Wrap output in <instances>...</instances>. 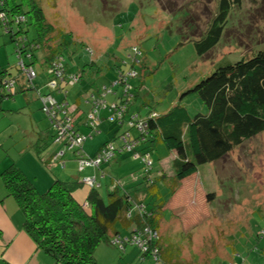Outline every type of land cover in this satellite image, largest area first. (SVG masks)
Listing matches in <instances>:
<instances>
[{
  "label": "rangeland",
  "instance_id": "obj_1",
  "mask_svg": "<svg viewBox=\"0 0 264 264\" xmlns=\"http://www.w3.org/2000/svg\"><path fill=\"white\" fill-rule=\"evenodd\" d=\"M37 1L47 20L55 25L54 32L58 34L59 30H63L68 33L65 36L71 42L70 50H76L73 57H70L71 51H64L70 70H76L77 67L80 71L86 67L85 62L95 60L94 63L102 67V75L98 80L111 86L119 74V69L114 68L115 62H122V70L126 71L128 67L125 63L130 60L132 48L138 46L143 51L136 70L139 76L133 80L137 84L140 83L139 78L143 80L142 89H137V105L144 110L149 108L147 104L150 102L151 118L156 119V123L161 126L177 114L185 113V109L194 112L193 115L199 110L200 98L194 91L188 93V88L209 75L221 59L234 62L250 58L264 48V0H244L241 7H234L236 9L232 11L227 34L224 33L219 44L204 56L197 52L194 40L184 39L179 27L187 19L194 25L192 30H187L188 33L205 31L216 14L219 0H163L166 9L157 0ZM185 6H189L191 11L188 18L189 10L182 8ZM27 31L20 32L18 36L30 39L36 36L33 26H28ZM18 43L19 40H13L0 24V71L7 68L10 76H24L28 80L35 78V81L43 84L47 77L45 58L42 56L43 62H33L39 75H29L27 69L33 65H29L31 61L25 51L17 53ZM84 46L88 49H84ZM87 68L89 72L91 69ZM77 74L78 79H81L82 75ZM88 76L85 72L82 80L88 79ZM46 85L47 82L44 87ZM133 88L132 85L131 90ZM77 89L75 87L74 90ZM30 90L34 91L32 88ZM108 95L110 104L114 96ZM14 100V96L4 98L0 104V167L16 163L21 168L17 162L28 147L29 154L33 157L37 155L34 146L31 148L29 144L36 143L38 138L27 133L34 128L32 113L27 107H22L23 101ZM37 102L42 105L41 100ZM34 110L39 113V124L44 129L47 121L43 109ZM123 119L124 116L120 120ZM104 125L105 122L101 128ZM184 128L187 131L186 125ZM83 129L88 132L85 126ZM125 133L118 137L122 142L118 145L120 149H115L107 162H113L116 155L122 152H130L138 157L136 148L121 150ZM84 136V145L87 142L88 145H94L95 139L101 136L106 138V132L102 131L98 135L88 132ZM174 145V140L169 138L168 156L160 161L165 173L177 178L174 162L178 160L179 152ZM145 153L151 158L150 151ZM139 156L142 158V155ZM158 157L152 156L150 171H154V161ZM119 163H114V167L119 166ZM192 168L168 189V203L174 199L180 204V199H183L186 201V204L182 203L186 205L184 210L177 211L173 207L174 214L170 216L172 208L165 203V210L162 211L165 217L160 220L161 233L169 231L175 238L165 235L175 243L180 261L183 264H264V132L216 162ZM32 169L34 167L31 165L28 170L32 177L22 170L35 184L36 177L30 171ZM151 175H154L153 172ZM137 194L141 198L150 197L149 192L138 191ZM229 259L234 261L228 262Z\"/></svg>",
  "mask_w": 264,
  "mask_h": 264
},
{
  "label": "trees",
  "instance_id": "obj_2",
  "mask_svg": "<svg viewBox=\"0 0 264 264\" xmlns=\"http://www.w3.org/2000/svg\"><path fill=\"white\" fill-rule=\"evenodd\" d=\"M157 2L163 9H166L163 0H157ZM243 2L244 0H219L216 14L205 31L188 33L187 30H192L194 25L187 19L179 27V31L183 33L185 40H194L197 52L200 56H204L219 44L224 33L227 34L226 30H228L232 11L236 9L234 7H241ZM52 4L54 5V2ZM182 8L189 10L187 18L190 17L189 6ZM0 9L7 13L6 28L13 40H19L18 51L26 52L30 58L29 61H31L28 62L29 65L33 64L35 53L40 50L44 53L48 71L49 66L52 67L57 61H63L64 68L61 76L56 77L53 72L49 71L47 82L56 78L58 94H61L63 98L57 99L54 95L53 97L65 105L66 114L73 121L74 127L67 129V135L69 137L78 133L83 135L84 133L77 128L68 112L69 102L67 99L70 87L79 83L77 81L75 84H71L67 78L69 74L78 73L67 70L68 61L64 51L66 49L71 51L70 57L76 53V50H70L71 42L65 36L68 33L63 30H59L58 34L54 32L55 25L47 20L37 0H23L22 2L0 0ZM22 16L23 19H21ZM30 25L35 28L36 36L33 39L19 37L20 32H28ZM83 48L88 49L87 46ZM138 50L141 53L134 50L130 52V60L125 63L128 67L127 70L130 68L138 70L137 65L141 62L140 55L143 53L140 48ZM114 66L118 67L119 71H124L121 69L124 66L122 62L116 61ZM32 67L36 71L37 77L39 73L34 66ZM137 74L136 77L139 76L138 72ZM118 76L115 80L118 79ZM136 77L132 78L130 82L134 88L127 95L125 94L126 96H122V93L119 95L121 103L126 107L125 113H127L131 102L136 100L137 89L140 90L143 85V80L140 78L139 84L133 83ZM34 79H30L32 88L36 87ZM192 91L196 92L200 98L199 110L193 115L194 112L190 113L185 109V113L177 114V117L168 120L163 126L157 124L156 119L151 118V110L147 115L140 113L139 110L127 114L128 125L131 117L135 114H138V119L135 120L146 124L148 138L142 139L144 134L140 132L137 136L142 140V143L158 142L160 136L164 134L167 135V143L169 138L174 140V146L179 152V158L174 162L178 171L177 178L167 175L163 170L154 174L153 169L149 170L152 166L147 165L143 160L145 176L143 182L138 184L140 188L134 193L119 185L116 178L110 177L109 189L106 194L101 192L100 183L96 180L93 185H89L91 189L87 200L81 202L77 199L75 192L85 184L83 178L80 181L55 179L46 192H40L36 184L16 163H11L3 171L6 196L13 197L24 214L25 230L40 248L54 257L57 263L98 264L95 256L97 246L103 242H111L115 236L121 235L132 240L135 238L143 243L141 246L138 243L126 242V245L127 243L139 245L143 255L150 254L152 256L154 264H183L179 259L180 254L175 243L165 237L170 232L165 230V233L162 234L160 231V220L165 217L162 212L165 210L163 207L170 199L168 189L173 187L177 180L186 176L193 169L192 166L216 162L221 157L233 152L235 148L242 146L249 139L264 132V48L250 58H242L234 62L226 58L221 59L209 75L188 88V93ZM16 93H19V89H17L15 76H10L9 69H2L0 71V104L4 98L15 96ZM47 95L52 94H40V100L43 101V97ZM91 101L92 98L89 94L88 102L92 108ZM147 105L152 108L150 102ZM41 108L43 109V103ZM43 113L54 130V143L63 144L65 141L57 140L59 139V130L55 129L53 121L56 118L62 119V123H65L63 120L65 114L61 112L55 117L54 114H48L44 109ZM185 120H187L186 123ZM183 123L186 125L187 131H185ZM39 143L41 144V142H37L36 149L41 154ZM108 143L114 144L112 141H107L94 155L86 154L84 147L68 149L73 152L74 158L80 165L81 157L96 156ZM114 146L119 147L115 144ZM44 148L46 149V147ZM123 150L125 151V149ZM58 157L59 167L65 168L66 158L62 153H57ZM43 163L46 166L49 165V158L44 157ZM151 172L154 175H151ZM140 190L149 192L150 197H139L137 193ZM154 194L157 195L152 198ZM170 212V216L174 214L173 210ZM123 229L128 230V235L121 234ZM169 237L172 236L169 234Z\"/></svg>",
  "mask_w": 264,
  "mask_h": 264
},
{
  "label": "crops",
  "instance_id": "obj_3",
  "mask_svg": "<svg viewBox=\"0 0 264 264\" xmlns=\"http://www.w3.org/2000/svg\"><path fill=\"white\" fill-rule=\"evenodd\" d=\"M42 56L44 58V53L42 50H40V52H36L33 62L38 60L43 62V60H41ZM94 61H91L90 63L85 62L86 67L80 71L77 67H75L76 70H70L71 67L69 65L67 66V70L69 72H78L82 75L79 81L81 84L77 83L76 85L70 87L67 99L69 102L68 112L72 116L77 128L82 133L89 132L91 135H93V131L87 126L88 113L90 112L91 108V105L88 102V95L92 93L95 95L100 94L103 86L107 85V83L102 84L100 80H98V77L102 75V67L97 65L98 63H94ZM32 65L35 66L34 64ZM87 67L91 69L89 72ZM114 68L118 70V67L115 66ZM48 72L47 65V77L45 82H47L49 79ZM85 72H87L89 75L88 79L82 80L84 79ZM15 79L17 82V89H19V94L16 93L14 96V102H18L20 99L24 102L22 107H27L30 110L32 113V125L34 128L31 131H27V133H32L38 138L36 143L30 142L29 146L31 148L34 146V149H36L37 142H41V154H39L38 150L36 149L37 155H34L35 157H33L28 153V147V149L23 150L24 153L22 152L20 155L22 158L17 163L24 171H26V174L29 176H31L28 170L29 167L31 165L34 167V169L30 171L35 173V184L40 192L46 191V189L51 186L55 179H61L65 181H80L82 178H94L95 182L97 180V182L100 183L101 192L104 194H106L107 190L109 189L110 177L116 178V181H119V185L132 193L140 188L138 184L143 182L145 176L143 172L144 161L140 156L134 157L130 152H122L116 155V157L113 159L114 161L112 160L113 162L104 163L99 167L89 166L81 168L78 161L74 158L73 152L68 149L66 144L54 143V130L51 128L50 122L47 118H45L47 123L44 129L40 127V115L39 113H36V110H34V108L41 109L39 102H37L40 100V94L50 93L57 99H62L63 96L58 94V86L51 87L47 82V85L44 87L45 82L40 84L39 81H35L34 79V86H36L35 89L32 88L33 86L30 85V80H28L26 77L22 76L21 78L18 76L15 77ZM75 87H78V89L74 90ZM31 88L34 91H31ZM114 90L116 94H113L114 97L112 98L110 104L107 100L109 95L106 96L107 106L100 111V123L97 131L94 132V134L96 133L98 135L100 132L105 131L106 138L101 136L95 139L93 143L94 145H88L89 142L86 141V145L83 146L86 154L94 155L107 141H112L116 146L120 145L122 142L118 139V137L124 131L129 130L132 137H137L139 134L137 130L134 127L130 128L127 123V114L135 110H139V112L144 115L149 114L150 107L148 109L145 108L146 110H142L140 109L139 105H137V101L139 99L137 96L136 100H133L129 105L128 111L125 113L123 121H120L119 119H112V116H114V111L111 109L114 102L118 100L119 95L122 92V88L116 87ZM20 92L22 95H20ZM43 116L45 115L43 114ZM104 122L105 125L101 128V125ZM83 126L86 127L88 132L83 129ZM166 136L167 135L165 134L162 137L160 136V141L158 142L147 141L139 144L136 147V151H139L138 153L141 155L147 151H150L154 158L157 155L159 156L158 159L154 161V174L159 173V170H163L164 172L166 171L160 161L161 158H167L169 152ZM102 140L103 142L101 143ZM44 147H46V149ZM57 153H62V155H64L67 160L66 167L63 168L66 169L65 171H61L59 168H57L59 167V157L57 158ZM44 157L49 158V165L47 166L43 164ZM118 162H120L119 166L114 167V163ZM122 162L126 163L122 164ZM7 166L3 164L0 167V264H59L55 261L52 255L40 248L33 240L31 235L25 230L24 214L13 197L6 196V187L3 182L2 173L7 168ZM51 170H53V172ZM90 187L91 186L85 183L75 192V195L79 201L84 202L87 200L89 191L91 189ZM180 200L182 203L186 204L185 200ZM178 203L179 201H174V199L172 201L170 200L169 203L167 202V204H169L168 207H171L172 210L173 207H175L177 211L179 209L183 211L184 206L186 205ZM128 233L129 232L126 229L121 230V234L123 235H128ZM225 253L227 252L225 251ZM95 256L98 264H154V260L150 254L143 255L141 247L132 243H127V245L125 244L124 248H120L119 246L112 244L110 241L103 242L97 246L95 250ZM229 261L234 260L229 259L228 262Z\"/></svg>",
  "mask_w": 264,
  "mask_h": 264
},
{
  "label": "built area",
  "instance_id": "obj_4",
  "mask_svg": "<svg viewBox=\"0 0 264 264\" xmlns=\"http://www.w3.org/2000/svg\"><path fill=\"white\" fill-rule=\"evenodd\" d=\"M1 5H3V2H1ZM21 19H23V16L21 17ZM0 23H2L5 28L7 26L8 23V16L7 13L4 10L0 9ZM7 30V28H6ZM8 31V30H7ZM139 48L137 46H134L132 48V50H134L137 53H141V51L138 50ZM18 53H20L18 51ZM62 58V57H61ZM60 58V60H61ZM63 59V58H62ZM63 61H57L53 64L52 67L49 66V71L50 73L53 72L55 74L56 77L61 76V73L63 72V68L64 65H62ZM27 72L29 75L31 76H36V71L34 70V68L31 66L30 68L27 69ZM77 75V76H76ZM137 76V71L136 69H128L126 71H120L118 79L114 80V82L111 84V86H107L104 85L100 94L95 95V94H90L92 101V108L90 110V112L88 113V121H87V125L90 126V129L95 132L98 129L99 123H100V111L104 108H106L107 106V100H106V96L108 94H116L115 92V88L118 86H121L122 88V96L123 95H127L129 93V91L132 88V84L131 79ZM68 80L69 82H71V84H75L77 81H79L80 79H78V74H69L68 75ZM49 85L51 86H57V80L56 78L51 79L49 82ZM116 86L115 88L113 86ZM125 95V96H126ZM43 109L48 113V114H54L55 117H57V115L64 113L65 114V118H63V120L65 121V123H62V119H56L55 121H53L54 127L55 129L59 130V139H57L58 141H65L63 142L64 144H66V146L69 149H82L83 147V142L85 139L84 134H75L73 137H69L67 135V129H72L74 127V124L72 123L73 121H71V118L66 114V110L65 105L61 104L60 102H58L55 97H53V95H47L43 97ZM126 107L124 106L123 103H121V100L119 99V101L114 102L112 109L114 111V116H112V119H121L123 114H125ZM138 119V114H135L131 117V121L129 122V126L135 127L138 132H140L141 134H144L142 139H146L147 138V130L145 129L146 124H143L142 121H138L135 120ZM91 135V134H90ZM124 143L122 146V149L125 150H130V149H134L139 145V143L142 142V140L139 137H133L131 134L126 131V133L122 136ZM115 149L119 150L120 148H116L114 146V144L112 143H108L103 150H101V152H99L96 156H93L91 158H82L80 159V166L81 168L84 166H100L103 163H106L108 161L109 158H111L114 155V151ZM135 155V154H134ZM140 154L137 153V156H139ZM143 160L145 161V163H147V165L152 166V160L151 158H149V154L148 153H144L142 155ZM63 163V162H61ZM151 169V168H149ZM83 182L87 183L88 185H93L95 183V179L94 178H84ZM126 242H132V243H138L139 245H143V243L137 241L135 238L132 240L129 237H124L121 235L115 236L112 239V244L119 246L120 248H123V246L126 244ZM143 248H145L143 246Z\"/></svg>",
  "mask_w": 264,
  "mask_h": 264
},
{
  "label": "clouds",
  "instance_id": "obj_5",
  "mask_svg": "<svg viewBox=\"0 0 264 264\" xmlns=\"http://www.w3.org/2000/svg\"><path fill=\"white\" fill-rule=\"evenodd\" d=\"M1 24H2V23H1ZM2 26L5 28V26H4L3 24H2ZM5 30H6V28H5ZM6 31H7V30H6ZM7 32H8V31H7ZM16 33H17V31H16ZM16 51H17V53H18V45H17V50H16ZM119 72H120V71H119ZM114 80H115V79H114ZM79 81H80V80H79ZM118 87H121V86H118ZM118 100H119V98H118ZM118 100H117V101H118ZM137 132H138V130H137ZM138 136H139V134H138ZM147 138H148V137H147ZM147 138H146V139H147ZM141 143H142V142H141ZM141 143H139V144H141ZM139 154H140V153H139ZM140 155H141V154H140ZM142 155H143V154H142ZM151 158H152V157H151ZM151 160H152V159H151Z\"/></svg>",
  "mask_w": 264,
  "mask_h": 264
}]
</instances>
